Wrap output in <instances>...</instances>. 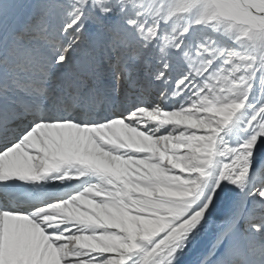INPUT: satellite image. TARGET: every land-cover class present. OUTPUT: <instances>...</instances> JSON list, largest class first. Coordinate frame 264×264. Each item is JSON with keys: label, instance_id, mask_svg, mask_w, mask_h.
Returning a JSON list of instances; mask_svg holds the SVG:
<instances>
[{"label": "snow or ice", "instance_id": "obj_1", "mask_svg": "<svg viewBox=\"0 0 264 264\" xmlns=\"http://www.w3.org/2000/svg\"><path fill=\"white\" fill-rule=\"evenodd\" d=\"M0 264H264V0H0Z\"/></svg>", "mask_w": 264, "mask_h": 264}]
</instances>
